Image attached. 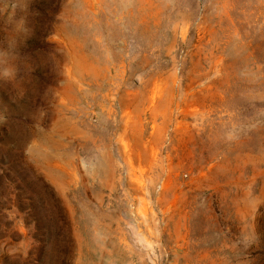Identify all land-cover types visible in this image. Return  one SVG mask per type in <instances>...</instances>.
Listing matches in <instances>:
<instances>
[{"label":"rangeland","instance_id":"rangeland-1","mask_svg":"<svg viewBox=\"0 0 264 264\" xmlns=\"http://www.w3.org/2000/svg\"><path fill=\"white\" fill-rule=\"evenodd\" d=\"M0 264H264V0H0Z\"/></svg>","mask_w":264,"mask_h":264}]
</instances>
